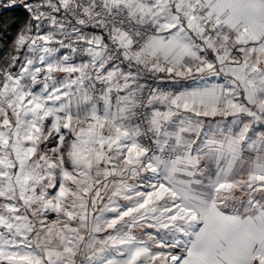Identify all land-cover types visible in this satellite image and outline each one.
<instances>
[{"label": "snow or ice", "instance_id": "snow-or-ice-1", "mask_svg": "<svg viewBox=\"0 0 264 264\" xmlns=\"http://www.w3.org/2000/svg\"><path fill=\"white\" fill-rule=\"evenodd\" d=\"M0 32V264H264V0H0Z\"/></svg>", "mask_w": 264, "mask_h": 264}, {"label": "trees", "instance_id": "trees-1", "mask_svg": "<svg viewBox=\"0 0 264 264\" xmlns=\"http://www.w3.org/2000/svg\"><path fill=\"white\" fill-rule=\"evenodd\" d=\"M9 17L17 21H20L23 19V13L20 11H17L15 13H5L4 19H8ZM9 35H11V31H9ZM3 47H4V37H3V33L0 32V51L3 50Z\"/></svg>", "mask_w": 264, "mask_h": 264}]
</instances>
